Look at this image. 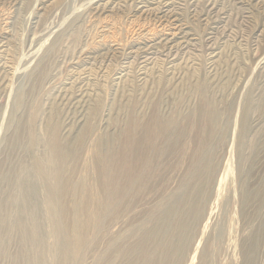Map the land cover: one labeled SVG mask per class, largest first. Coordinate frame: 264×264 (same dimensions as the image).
<instances>
[{
  "label": "rangeland",
  "instance_id": "rangeland-1",
  "mask_svg": "<svg viewBox=\"0 0 264 264\" xmlns=\"http://www.w3.org/2000/svg\"><path fill=\"white\" fill-rule=\"evenodd\" d=\"M205 111L214 115L217 129L205 125ZM246 112V137L239 149L240 123ZM157 117L172 126L165 125L156 139L149 124ZM133 121L139 132L130 131ZM89 126L94 129L89 128L79 148L77 137ZM126 133L133 145L127 155L123 151ZM53 135L63 147H55ZM171 143L178 151L169 147ZM95 144L101 152L97 148L94 152V174L102 171L98 179L107 183L98 182L95 175L98 188L89 187L88 194V187H81L77 177L87 172L84 175L90 180L83 149ZM137 145L141 149L143 145L144 151L136 156ZM52 157L58 163L53 165ZM206 157L212 159L216 172L205 187L208 196L211 192L207 213L190 235L186 264H248L251 258L250 264H264V0H0V264H62L61 253L67 247L74 262L69 259L65 264H114V241L127 249L142 229L153 226L162 202L167 205L164 209L171 203L183 207L185 188H190L194 170ZM46 175L52 177L50 181ZM104 185L103 192L99 186ZM61 186L66 188L63 193ZM26 192L32 196H21ZM103 194H108L104 201ZM175 195L179 199L171 200L178 198ZM32 202L37 208L34 213ZM119 204L125 207L116 208ZM84 212L94 214L87 215L89 220ZM75 218L78 230L72 228ZM15 219L22 222L21 229L18 224L14 227ZM32 230L41 232L42 244L29 246L23 239ZM204 250L207 256L201 260ZM118 262L125 263L121 257Z\"/></svg>",
  "mask_w": 264,
  "mask_h": 264
},
{
  "label": "bare ground",
  "instance_id": "bare-ground-1",
  "mask_svg": "<svg viewBox=\"0 0 264 264\" xmlns=\"http://www.w3.org/2000/svg\"><path fill=\"white\" fill-rule=\"evenodd\" d=\"M151 10V9H150ZM152 11V10H151ZM150 13V12H149ZM161 13V12H160ZM166 21V20H165ZM161 23V22H160ZM163 24V23H162ZM149 30V29H148ZM177 30V29H176ZM180 32V31H179ZM182 33V32H181ZM186 34V33H185ZM174 36H177L178 34H173ZM162 36V35H161ZM188 37V36H187ZM186 37V38H187ZM178 38V37H177ZM134 39V38H133ZM184 43V42H183ZM192 43V42H191ZM104 44V43H103ZM173 46V45H172ZM171 48V47H170ZM99 106V105H98ZM98 109V108H97ZM96 109V110H97ZM100 109V108H99ZM198 109V108H197ZM95 110V111H96ZM98 112H100V111H98ZM98 112H96L97 114H98ZM201 113V112H200ZM210 113V112H209ZM209 113H207L206 111L202 114V115H200V116H202L203 117V122H205V125H209V128L210 129H212V130H214L216 127H217V120H215L216 118H214L213 116H212V114H209ZM194 115V114H193ZM199 116V117H200ZM190 117H191V119L192 118H194V116H191L190 115ZM202 117H200L201 119H202ZM199 118V119H200ZM190 119V120H191ZM218 119V118H217ZM132 120V119H131ZM153 124H149V125H153L152 126V135L151 136H153V138H156L157 137V134H159L160 132L162 133V131H163V129H166V127H165V125L166 124H169V121H168V123H167V120L165 121V120H163L162 118H159V117H157V118H153ZM170 120V119H169ZM184 120V119H183ZM182 120V121H183ZM198 120V119H197ZM246 120H247V112H246V114L243 116V118H242V120H241V123H240V125L242 126V132L240 133V135H239V149H241L242 148V144H244V139H245V137H246V133H245V129H246V127H245V125H247L246 124ZM173 121H174V119H173ZM176 121H177V119H176ZM175 121V123H177ZM187 121H188V119H187ZM130 122V121H129ZM152 122V121H151ZM171 122H172V120H171ZM170 122V124H172ZM184 122H186V121H184ZM191 122V121H190ZM197 122H199V120L197 121ZM188 124H186V125H189V122H187ZM206 123H208V124H206ZM155 125V126H154ZM176 125V124H175ZM184 125V124H183ZM197 126H196V128L197 127H199V125L198 124H196ZM219 125V124H218ZM166 126H172V125H166ZM182 126V125H181ZM136 127H137V123H134V121L133 122H131V126L129 127V129H130V131H133L134 129H136ZM138 127H139V125H138ZM175 127V126H174ZM192 128H193V126H191ZM89 128H92V127H86L82 132H80L79 133V135H78V137H77V143H78V147L80 148V147H82V146H84V141H85V137H86V135H87V133L89 132ZM141 128V127H140ZM179 128V127H178ZM191 128V129H192ZM92 129H94V128H92ZM91 129V130H92ZM138 129V128H137ZM136 129V131H138L139 132V130H137ZM147 129V128H146ZM145 129V130H146ZM149 129V128H148ZM147 129V130H148ZM177 129V128H176ZM175 129V134L177 135L178 133H176V130ZM217 129V128H216ZM141 130V129H140ZM144 129H142V131H143ZM144 130V131H145ZM195 130V128H193V131ZM197 130H198V128H197ZM196 130V131H197ZM129 131V132H130ZM168 131H171V130H168ZM167 131V132H168ZM179 131H181V127H180V130ZM178 131V132H179ZM200 131V130H199ZM198 131V132H199ZM207 131V130H206ZM92 132V131H91ZM128 132V131H127ZM147 132V131H146ZM166 132V133H167ZM148 133L149 134H151V132H149L148 131ZM181 133H183V131H181ZM190 133H191V131H190ZM189 133V134H190ZM209 133H210V131H209ZM92 134H93V132H92ZM127 134V133H126ZM129 134V133H128ZM128 134H127V136H126V139H127V142L124 144L125 145V148H124V152L126 153V155H127V153L128 152H130V151H132L133 150V145L129 142V140H130V138H129V140H128ZM145 133H143V135H144ZM174 134V133H173ZM194 134H196L195 132L193 133V135ZM58 135V134H57ZM94 135V134H93ZM130 135V134H129ZM134 135V134H133ZM135 135H136V133H135ZM138 135H142L141 133H139ZM146 135V134H145ZM168 135H170V134H168ZM192 135V136H193ZM204 135L205 134H203V135H201V141L203 140V138H204ZM164 136V135H163ZM172 136H174V135H170V137H172ZM180 136V135H179ZM183 136H185L184 135V133H183ZM190 136H191V134H190ZM196 136V135H195ZM215 136V135H214ZM91 138H92V136H90ZM95 137V136H94ZM99 137V136H98ZM130 137H131V135H130ZM133 137V136H132ZM144 137V136H143ZM147 137H148V135H147ZM150 137V136H149ZM176 137H178V135L176 136ZM175 137V139H178V138H176ZM181 137V136H180ZM206 137V136H205ZM52 140H53V143H54V145H55V147H56V145H59L60 143H59V138H57L56 137V135H53L52 137ZM89 138V137H88ZM88 138H86V140L88 139ZM91 138H90V140H91ZM136 138V137H135ZM144 138H146V136L144 137ZM152 138V137H151ZM181 138H183L184 139V137H181ZM181 138H180V141H181ZM213 138H215V137H213ZM94 139V138H93ZM100 139V138H99ZM102 139V138H101ZM100 139V140H101ZM141 139H143V138H141ZM149 139V138H148ZM157 139V138H156ZM185 139H186V137H185ZM191 139H192V137H191ZM206 139V138H205ZM205 139H204V141H205ZM95 140V139H94ZM93 140V141H94ZM137 140V139H136ZM152 140H154V139H152ZM164 140V139H163ZM166 140V139H165ZM168 140V139H167ZM193 140H195V139H193ZM92 141V142H93ZM97 141V144H98V141L99 140H96ZM132 141V140H131ZM141 141H146L145 139L144 140H141ZM150 141H151V139H150ZM155 141V140H154ZM169 141V140H168ZM176 141V140H175ZM182 141H184V140H182ZM181 141V142H182ZM186 141H189V140H185L184 142H186ZM101 142V141H100ZM153 142V141H152ZM170 142V141H169ZM171 142H173L174 143V141H171ZM52 143V144H53ZM87 143V142H86ZM91 143V142H90ZM134 143V142H133ZM138 143V142H137ZM150 143V142H149ZM154 143V142H153ZM156 143V142H155ZM173 143H171V144H168L169 145V147H171V146H173ZM178 142H176L175 144H177ZM208 143V142H207ZM35 144V140H33V142H32V145H34ZM51 144V145H52ZM89 144V143H88ZM174 144V145H175ZM184 144V143H183ZM182 144V145H183ZM188 144H190V143H188ZM123 145V146H124ZM145 145H147V143L145 144ZM150 146H151V144H149ZM149 145L147 146V147H149ZM153 145V144H152ZM182 145L180 146V147H182ZM60 146H61V144H60ZM98 146V145H97ZM138 146V145H137ZM142 146V149H143V145H141ZM177 146H178V144H177ZM176 146V147H177ZM186 146V145H185ZM192 146H193V144H192ZM191 146V147H192ZM52 147V146H51ZM54 147V148H55ZM61 147H63V146H61ZM88 147V146H87ZM100 147V146H99ZM99 147L97 148L96 147V144L94 145V146H92V147H90L89 149L88 148H86V149H88V151H84V149H83V152H85V153H87L86 154V157H85V161H86V165H88L89 166V168L91 169V173H90V175H91V177H90V180L89 179H86V176L84 175V174H86V173H82L81 175H79L78 174V176L79 177H77L78 178V180L77 181H79V183H80V185H81V187H83V188H87L88 187V192H89V187L91 188V190H96L97 188H98V185H96V183L94 182V179L95 178H93L96 174H94V165L95 164H93V158L95 157L96 158V156H94V152H95V150H99V153L101 152V149H99ZM54 148H53V150H54ZM84 148V147H83ZM97 148V149H96ZM144 148H145V146H144ZM162 148V147H161ZM172 148V147H171ZM173 148L174 149H176L174 146H173ZM183 148V147H182ZM185 148V147H184ZM59 149H60V147H59ZM63 149V148H62ZM138 150H135V155H136V153H138L137 155H139V153H142L144 150H142L141 148H139V146H138V148H137ZM153 149V148H152ZM186 149V148H185ZM52 150V151H53ZM146 150V149H145ZM177 151H178V149H176ZM187 150H188V148H187ZM204 150V149H203ZM63 151V150H62ZM81 151V150H80ZM148 151V150H147ZM161 151H163L162 149H161ZM169 151L171 152V150L169 149ZM167 152V153H169L170 155H171V153L174 151H172L171 153L170 152ZM180 151V150H179ZM195 151V150H194ZM59 152V151H58ZM67 152V151H66ZM72 152V151H71ZM96 152H98V151H96ZM122 152V151H121ZM120 152V153H121ZM124 152H122V153H124ZM151 152V151H150ZM149 152V153H150ZM153 152V154H155V153H157V152H155L154 153V151H152ZM152 152H151V155H153L152 154ZM181 153L182 152H184V151H180ZM185 152H186V150H185ZM124 153V154H125ZM145 153V152H144ZM146 153H148V152H146ZM149 153H148V155H149ZM160 153V152H159ZM158 153V154H159ZM165 153V152H164ZM200 153V152H199ZM212 153V152H211ZM240 153V152H239ZM238 153V154H239ZM56 154H57V151H56ZM62 153H59V156L61 155ZM66 154V153H65ZM84 154V153H83ZM83 154H81V155H83ZM96 154V153H95ZM161 155H163L162 153H160ZM169 154H167V156L169 155ZM173 154V153H172ZM193 154V153H192ZM201 154V153H200ZM51 155H53V156H56V155H54V154H51ZM50 155V156H51ZM74 155H75V153H74ZM97 155H98V153H97ZM100 155V154H99ZM120 155V154H119ZM133 155V154H132ZM136 155V156H137ZM150 155V156H151ZM165 156H166V154H164ZM202 155H204V154H202ZM201 155V156H202ZM64 156V155H63ZM62 156V157H63ZM94 156V157H93ZM122 156H123V154H122ZM121 156V157H122ZM144 157H145V155H143ZM156 156V155H155ZM164 156V157H165ZM174 156H175V154H174ZM205 156V155H204ZM66 157H68V156H66ZM100 157V156H99ZM113 157V156H112ZM123 157H125V156H123ZM141 157V156H140ZM139 157V158H140ZM146 157H148V156H146ZM58 158V157H57ZM70 158H71V155H70ZM69 158V159H70ZM95 158H94V160H95ZM128 158V157H127ZM130 158V157H129ZM132 159H133V157H131ZM138 158V159H139ZM151 158V160L149 161L150 163H151V161L153 162L154 160H152V158H154V157H150ZM167 158V157H166ZM168 158H170V157H168ZM197 158H200V156L199 157H197ZM97 159H98V156H97ZM96 159V160H97ZM115 159V158H114ZM119 159V158H118ZM177 159V158H176ZM61 160V159H60ZM62 160H63V158H62ZM75 160V159H74ZM99 160V159H98ZM100 160H101V158H100ZM143 160V159H142ZM141 160V163L143 164V162L144 161H142ZM145 160V159H144ZM192 160V159H191ZM198 160V159H197ZM55 161H57V159H56V157H52L51 158V163L53 162H55ZM71 161H73V160H71ZM114 161V160H113ZM116 161H118V160H116ZM115 161V162H116ZM128 161H129V159H128ZM140 161V160H139ZM146 161H148L147 159H146ZM176 161V160H175ZM61 162H63V161H61ZM66 162V161H65ZM68 162V161H67ZM96 162H98V161H96ZM100 162H102L103 163V161H100ZM108 162H109V160H108ZM130 162V161H129ZM133 162V161H132ZM136 162V161H135ZM137 162H138V160H137ZM197 162V161H196ZM52 163V164H53ZM57 163H58V161H57ZM74 163V162H73ZM99 163V162H98ZM117 163H119V162H117ZM122 163V162H121ZM145 163V162H144ZM170 163V162H169ZM203 163V162H202ZM38 164V163H37ZM50 164V163H49ZM63 164H64V162H63ZM62 164V165H63ZM101 164V163H100ZM100 164H98L99 166H101ZM111 163L109 162V165H110ZM128 164H131V162L130 163H128ZM135 164H137V163H135ZM147 164V163H146ZM39 165V164H38ZM37 165V166H38ZM42 165V164H41ZM51 165V164H50ZM54 165V164H53ZM57 165V164H56ZM62 165H61V167H62ZM74 165V164H73ZM72 165V166H73ZM103 165V164H102ZM117 165V164H116ZM121 165V164H120ZM144 165V164H143ZM148 165V164H147ZM146 165V166H147ZM151 165H152V163H151ZM199 165V164H198ZM198 165H197V167H198ZM217 165V164H216ZM43 166V165H42ZM99 166H97V167H99ZM104 166V165H103ZM123 166V168H124V170L126 171L127 170V163L126 162H124V164L122 165ZM130 166V165H129ZM132 166H135V165H132ZM138 166V165H137ZM136 166V167H137ZM140 166V165H139ZM149 166V165H148ZM147 166V167H148ZM154 166H155V164H154ZM194 166V165H193ZM40 167V166H39ZM56 168L58 167V166H55ZM54 167V168H55ZM96 167V166H95ZM107 167H108V165H107ZM120 167V166H119ZM142 167V166H141ZM47 168V167H46ZM45 167H44V169L47 171L48 170V168L46 169ZM51 168H52V165H51ZM50 168V169H51ZM66 168V167H65ZM71 168H73V167H71ZM100 168V167H99ZM109 168H110V166H109ZM112 168H114V167H112ZM112 168H111V173H112ZM116 168H117V166H116ZM139 168V167H138ZM38 169V168H37ZM63 169V168H62ZM68 169V168H67ZM82 169H84V167L82 168ZM81 169V170H82ZM86 169V168H85ZM89 169V170H90ZM101 169L104 171V169L101 167ZM100 169V170H101ZM120 169H122V168H120ZM128 169H129V167H128ZM134 169V168H133ZM141 168H139V170H140ZM144 169H145V166H144ZM143 169V170H144ZM192 169V168H191ZM40 170V169H39ZM59 170V169H58ZM61 170V169H60ZM98 170V169H97ZM107 170V169H106ZM118 170V169H117ZM116 170V171H117ZM136 170H137V168H136ZM135 170V171H136ZM148 171H151L150 170V168L149 169H147ZM194 170V169H193ZM216 170V168H215V165H214V163H213V161H212V159L210 158V157H206L205 159H204V163L200 166L199 165V170L198 171H196V169L194 170V172H193V175H192V178H194L193 179V183H192V185L190 186V188H185L186 189V191H187V197H186V195H185V193L183 194L185 197H186V199L184 198V196L182 197V198H184L185 199V202L183 203V207L182 208H178V207H176V205H174V203H173V205H172V203H171V205L169 206V207H167L166 209H164V207H166L167 205L165 204V205H162V203H161V205H160V207H161V212L159 211V214H158V217L156 216V218H155V221L153 222L154 224H153V226L150 228V229H148V230H146V228H145V230L144 229H142V234H141V232L139 233V234H141L139 237L138 236H136L137 238H136V240H135V242L133 243V244H131V245H129V247L127 246V249L125 248V249H123V246H122V243H119V242H115L114 241V264H121V263H117V258H119V257H121V258H123L124 259V261H125V263L124 264H186V257H187V255H188V250H189V242H190V235H191V233H192V231H193V229H195V227H196V225H197V223L200 221V220H202V218H203V216L207 213H205V207H206V205L208 204L207 203V201H208V197H210V193H209V196H208V191H207V187H206V185L208 184V183H210V181H209V179L215 174V171ZM56 171V169L54 170V172ZM63 171V170H62ZM69 172L70 171H72V170H68ZM67 171V172H68ZM75 171V170H74ZM78 171V170H77ZM99 171V170H98ZM109 171V172H110ZM115 171V172H116ZM129 171H133V170H129ZM148 171H146V173L148 172ZM42 172V171H41ZM64 172H66V171H63V173ZM100 172H102V171H99V173ZM106 172V171H105ZM107 172H108V170H107ZM124 172V171H123ZM140 172V171H139ZM142 172H144V171H142ZM189 172H191V170L189 171ZM44 173V172H43ZM42 173V174H43ZM48 173V172H47ZM53 173V172H52ZM56 173V172H55ZM71 173V172H70ZM69 173V174H70ZM78 173H80L79 171H78ZM97 173V172H96ZM99 173H97V175L99 174ZM114 173V172H113ZM117 173V172H116ZM120 173V172H119ZM130 173V172H129ZM132 173V172H131ZM134 173V172H133ZM132 173V174H133ZM145 173V172H144ZM145 173V174H146ZM151 173H152V171H151ZM40 173H38V175H39ZM49 174H50V172H49ZM75 174V173H74ZM74 174H72L71 173V175H73L74 176ZM87 174H89V173H87ZM101 174H103V173H101ZM110 174V173H109ZM126 174V173H125ZM135 174V173H134ZM140 174V173H139ZM150 174V173H149ZM191 174H192V172H191ZM190 174V175H191ZM45 175V174H44ZM95 176V177H97V179H98V176ZM113 175L114 174H112L111 176H109V177H112L111 178V180L113 179ZM116 175V174H115ZM118 176H119V174H117ZM121 175H122V173H121ZM121 175H120V177H121ZM138 174H136V176H137ZM141 175V174H140ZM153 175V174H152ZM46 176H48V175H46ZM51 176H52V174H51ZM54 176V175H53ZM58 177V175H55V177ZM61 177H62V172H61V175H60ZM126 176L127 175H125L124 177L126 178ZM128 176H130V175H128ZM132 176V175H131ZM130 176V177H131ZM134 176V175H133ZM135 176V177H136ZM147 176V175H146ZM149 176V175H148ZM101 178H102V176H100ZM99 177V178H100ZM107 177V176H106ZM106 177H105V179H106ZM117 177V176H116ZM116 177H115V179H116ZM123 177V178H124ZM129 177V178H130ZM143 177L145 178V175H143ZM150 177L151 176H149L148 177V179H150ZM188 177V176H187ZM47 178H49V176L47 177ZM52 178V177H51ZM51 178H49V181L51 180ZM54 178V177H53ZM75 178V177H74ZM124 178V179H125ZM134 178V177H133ZM138 178V177H137ZM136 178V179H137ZM141 178V177H140ZM139 178V179H140ZM190 178V177H189ZM222 178V177H221ZM31 179V178H30ZM58 179V178H57ZM56 179V180H57ZM60 179H63V177L62 178H59V180ZM76 179V178H75ZM131 179V178H130ZM135 179V178H134ZM136 179H135V181H136ZM143 178H141V180H142ZM147 179V178H146ZM147 179V180H148ZM26 180V179H25ZM24 180V181H25ZM27 180H28V178H27ZM32 180V179H31ZM34 180V179H33ZM42 180V179H41ZM44 180H45V178H44ZM43 180V181H44ZM53 180V179H52ZM96 180V179H95ZM101 181H102V179H100ZM99 179H98V182L100 181ZM121 180H123V179H121ZM121 180H119V181H121ZM140 180V181H141ZM180 180V179H179ZM189 180H191V179H189ZM76 181V182H77ZM97 181V180H96ZM116 181V180H115ZM125 181H127V178H126V180ZM124 181V182H125ZM134 181V182H135ZM143 181V180H142ZM157 181V180H156ZM186 181H188V180H186ZM53 182V181H52ZM54 182H55V180H54ZM60 182V181H59ZM62 182V181H61ZM123 182V183H124ZM128 182H129V180H128ZM139 182V181H138ZM146 182V181H145ZM26 183V182H25ZM51 183V182H50ZM56 183V182H55ZM57 183H58V180H57ZM56 183V184H57ZM101 183H104L103 181L101 182ZM100 183V184H101ZM105 183H107L106 182V180H105ZM104 183V184H105ZM112 183H114V179H113V181H112ZM119 183V182H118ZM126 183V182H125ZM125 183L124 184H122V185H125ZM133 183V182H132ZM136 183V182H135ZM141 183H143V182H141ZM187 183V182H186ZM190 183V182H189ZM23 184V183H22ZM21 184V185H22ZM39 184V183H38ZM55 184V185H56ZM63 184V183H62ZM61 184V185H62ZM99 184V183H98ZM108 184H110V183H108ZM116 184V183H115ZM146 184V183H145ZM144 184V185H145ZM155 184V183H154ZM157 184H158V182H157ZM157 184H156V186H157ZM185 184V183H184ZM188 184V183H187ZM46 185V184H45ZM53 185H54V183H53ZM54 185V186H55ZM58 185H60V184H58ZM79 185V186H80ZM102 185V184H101ZM106 185V184H105ZM105 185L104 186H99L101 189L103 188V187H105ZM117 185V184H116ZM219 185V184H218ZM28 186V185H27ZM34 186V185H33ZM35 186H36V184H35ZM34 186V187H35ZM48 186V185H47ZM77 186V185H76ZM113 186H114V184H113ZM117 186H120V185H117ZM127 186H128V184H127ZM130 186H131V184H130ZM139 186H142L141 184L139 185ZM153 186V185H152ZM151 186V187H152ZM180 186V185H179ZM185 186H188V185H185ZM26 187V186H25ZM31 187V186H30ZM52 187V186H51ZM57 187V190H58V186H56ZM55 187V188H56ZM80 187V188H81ZM97 187V188H96ZM107 188L109 187V186H106ZM112 187V186H111ZM121 187V186H120ZM123 187V186H122ZM183 187V186H182ZM206 187V188H205ZM37 188V187H36ZM38 188H40V187H38ZM43 188H44V186H43ZM45 188H47V187H45ZM44 188V189H45ZM114 189H115V187H113ZM130 190H131V188L132 187H128ZM134 188V187H133ZM139 188V187H138ZM137 188V186H136V188H134V190L135 189H138ZM33 189V188H32ZM48 189H50L49 187H48ZM52 189H54V187L52 188ZM60 189V188H59ZM61 189H62V186H61ZM60 189V190H61ZM63 189H66L65 187L63 188ZM63 189L61 190L62 191V193H63ZM78 189V188H77ZM100 189V190H101ZM105 188H103V192L105 191L104 190ZM113 189V190H114ZM118 189H120V188H117V190ZM123 189V188H122ZM121 189V190H122ZM180 189H181V187H180ZM185 189H181L182 191H184ZM37 190H39V189H36V191ZM56 190V191H57ZM81 190V189H80ZM110 190H112V188L110 189ZM117 190H115V191H117ZM156 190V189H155ZM20 191H21V189H20ZM32 191V190H31ZM75 191H76V189H75ZM86 190H84V192H85ZM124 190H122V192H123ZM44 192H45V190H44ZM48 192H49V190H48ZM54 192V191H53ZM59 192V191H58ZM80 193H81V191H79ZM97 192V191H96ZM98 192H99V190H98ZM111 192H113V191H111ZM121 192V193H122ZM133 192H135V191H133ZM132 192V193H133ZM176 192H180L179 194L177 193V195H180L181 194V191L179 190H177ZM175 192V193H176ZM31 192H26V194L24 193V195H21V196H23V197H25V198H30L32 195L30 194ZM47 193V192H46ZM45 193V194H46ZM57 193V192H56ZM64 193H66V192H64ZM70 193H72V192H70ZM76 193V192H75ZM79 193V194H80ZM115 193V192H114ZM120 193V194H121ZM124 193H125V191H124ZM128 193H129V191H128ZM130 193H131V191H130ZM148 193H149V191H148ZM183 193V192H182ZM18 194V193H17ZM19 194H21V192L19 193ZM38 194V193H37ZM49 194V193H48ZM50 194H52V193H50ZM50 194L49 195H47V196H50ZM73 194V193H72ZM71 194V195H72ZM77 195H78V193H76ZM88 194H90V192L88 193ZM87 194V195H88ZM91 194H93V193H91ZM95 194V193H94ZM97 195H99L100 196V192H99V194L98 193H96ZM96 194L94 195L95 197H96ZM110 194V193H109ZM116 194H118V193H116ZM116 194H115V197H116ZM120 194H119V196H120ZM123 194V193H122ZM122 194H121V197H122ZM52 195H54V194H52ZM61 197L60 198H62V196L64 195H61V193L59 194ZM58 195V196H59ZM66 195V194H65ZM82 195V194H81ZM80 195V196H81ZM107 196L106 197H108V194H106ZM111 195H113V194H111ZM126 195V194H125ZM129 195V194H128ZM166 195H168V194H166ZM172 196H173V194H171ZM182 195V194H181ZM180 195V196H181ZM20 196V197H21ZM36 196V195H35ZM70 196V195H69ZM89 196V195H88ZM88 196H86V197H88ZM92 196V195H91ZM131 196V195H130ZM147 196V195H146ZM164 196V195H163ZM171 196V197H172ZM176 196V195H175ZM180 196H176V197H178V198H170L171 200H173V201H175L176 199H179V197ZM17 197V196H16ZM22 197V198H23ZM52 197V196H51ZM51 197H49V198H51ZM73 197V196H72ZM77 197V196H76ZM79 197V196H78ZM94 197V201L96 202L97 200H96V198ZM102 197H104V198H106L105 197V195L103 194L102 196H101V199H102ZM110 197V196H109ZM112 197V196H111ZM111 197H110V199H111ZM114 197V196H113ZM112 197V198H113ZM121 197H119V199L120 200H122L121 199ZM159 197V196H158ZM161 197H162V195H161ZM56 198H57V196H56ZM93 198V197H92ZM92 198H91V200H92ZM165 198V197H164ZM182 198H180V199H182ZM58 199V201H59V197L57 198ZM76 199V198H75ZM82 199L83 200H85L83 197H82ZM81 199V200H82ZM98 199V198H97ZM100 199V200H101ZM109 198H107V200H108ZM114 199V198H113ZM124 199H126V198H124ZM175 199V200H174ZM15 200H18V198L17 199H15ZM52 200H54L53 199V197H52ZM52 200L50 201V203L52 202ZM56 200V199H55ZM62 200V199H61ZM77 200V199H76ZM76 200H74V201H76ZM79 200V199H78ZM90 200V201H91ZM99 200V199H98ZM103 200V199H102ZM144 200V199H143ZM155 200V199H154ZM25 201V200H24ZM23 201V202H24ZM57 201V200H56ZM63 201V200H62ZM88 201V200H87ZM104 201V200H103ZM106 201V200H105ZM109 201V200H108ZM117 201H119L118 200V198L116 199V202ZM150 201V200H149ZM161 201V200H160ZM180 201V200H179ZM179 201H177L178 203H179ZM17 202H19V201H17ZM53 202H55V201H53ZM52 202V203H53ZM81 202V201H80ZM83 202V201H82ZM100 202V201H99ZM123 202V201H122ZM169 202V201H168ZM170 202H172V201H170ZM181 202H183V201H181ZM209 202V201H208ZM16 203V202H15ZM27 203V202H26ZM29 203V202H28ZM65 203V202H64ZM77 203V202H76ZM79 203V202H78ZM84 203H86V202H84ZM98 203V202H97ZM120 203V202H119ZM18 203H16L15 204V207L16 206H18L17 205ZM25 204V203H24ZM23 204V205H24ZM49 204V203H48ZM54 204V203H53ZM81 204V203H80ZM88 204V203H87ZM100 204H102V201H101V203ZM99 204V205H100ZM112 204V203H111ZM114 204L116 205V203L114 202ZM118 204V203H117ZM125 204V203H124ZM123 204V205H124ZM145 204V203H144ZM143 204V205H144ZM167 204H170V203H167ZM29 205H30V203H29ZM50 205V204H49ZM49 205H48V208L47 209H49L50 207H49ZM55 205H56V203H55ZM59 205V204H58ZM63 205V204H62ZM77 205V204H76ZM82 205H84V204H82ZM98 205V206H99ZM105 205V204H104ZM120 205L121 204H119V207H116V208H120ZM142 205V204H141ZM180 205V204H179ZM57 206V205H56ZM63 206H66V205H63ZM63 206H61L62 208H63ZM91 206H92V204H91ZM118 206V205H117ZM31 207L33 208L32 210H33V213L35 212V211H37L36 209L37 208H35V205H34V203L32 202L31 203ZM44 207H45V209H46V207H47V201H46V199H45V203H44ZM73 207V209H74V206H72ZM79 207V206H78ZM77 207V208H78ZM81 207V206H80ZM87 207L89 208V205H87ZM94 207H95V204H94ZM93 207V208H94ZM100 207V206H99ZM99 207H98V209H99ZM104 206L102 205V208H103ZM107 207V206H106ZM109 207V206H108ZM110 207H112V206H110ZM121 207H122V205H121ZM125 206H123L122 208H124ZM158 207V206H157ZM52 208H53V206H52ZM60 208V207H59ZM58 208V209H59ZM76 208V207H75ZM92 208V207H91ZM122 208H121V210H122ZM138 208V207H137ZM164 210H163V209ZM56 209V208H55ZM54 209V210H55ZM64 209V208H63ZM63 209H62V211H63ZM66 209V208H65ZM81 210H83L82 209V207L80 208ZM95 209V208H94ZM96 209H97V206H96ZM101 209V208H100ZM107 209V208H106ZM109 209V208H108ZM111 209V208H110ZM113 209V208H112ZM118 209H116L117 210V213L119 212L120 213V211H118ZM131 209V208H130ZM15 210H17V209H15ZM51 210V209H50ZM53 210V211H54ZM67 210V209H66ZM66 210H64V211H66ZM76 210V209H75ZM77 210H79V208L77 209ZM85 210H87V209H85ZM145 210V209H144ZM18 211H20L19 209H18ZM52 211V212H53ZM59 211V210H58ZM60 211H61V209H60ZM61 211V212H62ZM63 211V212H64ZM91 211V210H90ZM94 211H97V210H94ZM104 211V210H103ZM146 211V210H145ZM17 212V211H16ZM47 212V211H46ZM48 212H49V210H48ZM51 212V211H50ZM56 212V211H55ZM61 212H60V214H61ZM67 212H68V210H67ZM79 212V211H78ZM83 212V211H82ZM99 212H101V211H99ZM106 212H107V210H106ZM115 212V211H114ZM65 213V212H64ZM74 213V212H73ZM76 213V212H75ZM87 213V212H86ZM91 213H93L94 214V212H91ZM91 213H89V214H91ZM98 213V212H97ZM104 213H105V211H104ZM148 213V212H147ZM18 214V213H17ZM46 214V213H45ZM47 214H49V213H47ZM53 214H54V212H53ZM81 214H85V212L84 213H81ZM88 213H87V215H89ZM96 214V213H95ZM114 214H116V212L114 213ZM49 215H52L51 213L49 214ZM55 215H56V213H55ZM62 216L64 215V214H61ZM73 215V214H72ZM86 215V214H85ZM86 215V216H87ZM92 215V214H91ZM129 215V214H128ZM80 216V215H79ZM86 216H85V218H86ZM90 216V215H89ZM93 216V215H92ZM101 217H103L102 215H100ZM139 216V215H138ZM21 217V216H20ZM48 217V216H47ZM52 217V216H51ZM54 217V216H53ZM64 217V216H63ZM73 217V216H72ZM75 217H76V215H75ZM88 217V216H87ZM91 217V216H90ZM90 217H88L89 218V220H90ZM136 217V216H135ZM153 217H155V216H153ZM49 218V217H48ZM57 218H58V216H57ZM56 218V220H58L59 221V219H57ZM71 218V217H70ZM84 218V219H85ZM87 218V219H88ZM100 218V217H99ZM98 218V219H99ZM55 219V218H54ZM53 219V220H54ZM65 219V218H64ZM73 219V218H72ZM78 219V218H77ZM77 219L75 218V224H74V227H72L73 228V230H76L78 227H77V225H78V222H77ZM79 219H82V218H79ZM86 219V220H87ZM96 219V218H95ZM63 220V219H62ZM85 220V221H86ZM97 220V219H96ZM58 221H55V223L57 222L58 223ZM82 221H84V220H82ZM88 221V220H87ZM93 221H94V219H93ZM92 220H91V222H93ZM132 221V220H131ZM136 221V220H135ZM51 222H53V221H51ZM64 222L66 223V221L64 220ZM97 222V221H96ZM96 222H95V227H96ZM54 223V224H55ZM63 223V222H62ZM81 223V220L79 221V224ZM83 223V222H82ZM86 223V222H85ZM84 223V224H85ZM99 223V222H98ZM131 223V222H130ZM138 223V222H137ZM16 224H18L19 225V227H20V229H21V227L23 226L22 225V222H20V220L19 219H15V223L13 224L14 225V227L15 226H17ZM59 224V223H58ZM93 224V223H92ZM52 225H53V223H52ZM67 225V224H66ZM65 225V226H66ZM73 225V224H72ZM82 225V224H81ZM140 225V224H139ZM141 226V225H140ZM68 227V226H67ZM79 227H80V225H79ZM83 227H84V225H83ZM86 227V226H85ZM84 227V228H85ZM92 226L90 225V228H91ZM137 227H139V226H137ZM148 227V226H147ZM16 228V227H15ZM58 228V227H57ZM64 228V227H63ZM83 228V229H84ZM87 228V227H86ZM86 228H85V231H86ZM89 228V229H90ZM140 228V227H139ZM23 229V228H22ZM55 229H56V227H55ZM65 229V228H64ZM80 229V228H79ZM82 229V228H81ZM82 229V230H83ZM52 230H53V228H52ZM51 230V231H52ZM59 230V229H58ZM61 230V229H60ZM59 230V231H60ZM68 230H70L71 231V229L69 228ZM78 230V229H77ZM135 230V229H134ZM137 230H138V228H137ZM25 231V230H24ZM53 231H57V230H53ZM87 231H89V230H87ZM126 231V230H125ZM136 231V230H135ZM26 232V231H25ZM119 232V231H118ZM138 232V231H137ZM28 233V232H27ZM27 233H25L26 234V236L24 235V237H23V239L27 242V243H29V246L32 244V245H40V244H42L43 243V238H42V235H41V232H39V230H36V231H33L32 230V232H31V234L28 236L27 235ZM56 233V232H55ZM69 233V232H68ZM68 233H66V234H68ZM135 233L136 232H134V234L133 235H135ZM52 234L53 235H55L56 236V234H54L53 232H52ZM65 234V235H66ZM85 234V233H84ZM128 234V233H127ZM69 235V234H68ZM81 235H82V233H81ZM118 235V234H117ZM48 236V235H47ZM58 236V235H57ZM56 236V237H57ZM64 236V235H63ZM83 236V235H82ZM86 236V235H85ZM61 237V236H60ZM59 237V238H60ZM58 238V237H57ZM64 237H62V239H63ZM71 238V237H70ZM54 239V238H53ZM69 239V237H67V243H69L68 241L70 240H68ZM58 240V239H57ZM61 240V239H60ZM64 240H66V239H64ZM59 241V240H58ZM71 241V240H70ZM117 241V240H116ZM118 241H120V239H118ZM64 242V241H63ZM66 242V241H65ZM60 243H61V241H60ZM191 243V242H190ZM31 245V246H32ZM54 245V244H53ZM60 245V244H59ZM64 245H66V244H64ZM68 245V244H67ZM70 245V244H69ZM68 245V246H69ZM155 245V247L156 248H154L153 249V246ZM255 246V245H254ZM67 246H65V248H66ZM126 247V246H125ZM257 247V246H256ZM32 248V247H31ZM58 248H60V247H58ZM57 248V249H58ZM61 249H62V246H61ZM205 249V248H204ZM258 249V248H257ZM53 251V250H52ZM57 251V250H56ZM113 251V250H112ZM206 250H204L203 252L204 253H202L201 254V260H204L205 258H206V256H207V254H206V252H205ZM251 251H253V249L251 250ZM251 251H247V253H248V255H249V252H251ZM59 252H61V251H59ZM201 252V251H200ZM56 253H58V252H56ZM209 253V252H208ZM252 253V252H251ZM60 254V253H59ZM59 254H58V256H59ZM45 258H46V256H45ZM111 258V257H110ZM193 258V257H192ZM33 259V258H32ZM69 259H71V261H73L74 262V258H73V256H72V249H71V247H67L66 249H64L63 251H62V253H61V262H62V264H65V263H67V261H69ZM194 259V258H193ZM252 259V258H251ZM251 259H249V261H248V264H250V260ZM105 260V259H104ZM106 262V261H105ZM191 262V261H190ZM111 263V262H110ZM192 263V262H191ZM200 263V262H199ZM252 263V262H251ZM104 264V263H103ZM108 264H109V262H108ZM201 264V263H200Z\"/></svg>",
  "mask_w": 264,
  "mask_h": 264
}]
</instances>
